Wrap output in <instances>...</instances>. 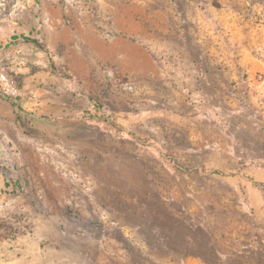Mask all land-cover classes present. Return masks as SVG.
<instances>
[{"label": "crops", "instance_id": "1", "mask_svg": "<svg viewBox=\"0 0 264 264\" xmlns=\"http://www.w3.org/2000/svg\"><path fill=\"white\" fill-rule=\"evenodd\" d=\"M96 4L99 21L84 6L76 11L67 3L69 12H62L58 0H0V64L15 74L22 94L13 100L23 108L0 95V132L78 139L86 126H102V117L118 124L113 131L129 134L162 99H215L234 113L251 108L253 137L240 134L242 125L222 124L221 140L239 165L238 179L259 191L254 222L240 223L250 236L217 254L236 264L264 260V1ZM127 77L135 91L126 88ZM225 239L218 243L228 247ZM43 243L34 236L0 239V264L106 263L100 256L78 261L73 251Z\"/></svg>", "mask_w": 264, "mask_h": 264}, {"label": "rangeland", "instance_id": "2", "mask_svg": "<svg viewBox=\"0 0 264 264\" xmlns=\"http://www.w3.org/2000/svg\"><path fill=\"white\" fill-rule=\"evenodd\" d=\"M81 1L58 0L64 13L67 3L80 11ZM233 110L215 99H162L129 134L104 124L57 141L38 131L0 132L8 238L39 237L78 261L100 256L102 264H203L199 257L236 264L217 250L231 253L233 241L250 236L239 225L254 222L260 194L238 179L239 165L222 144V124L254 135L255 111Z\"/></svg>", "mask_w": 264, "mask_h": 264}, {"label": "built area", "instance_id": "3", "mask_svg": "<svg viewBox=\"0 0 264 264\" xmlns=\"http://www.w3.org/2000/svg\"><path fill=\"white\" fill-rule=\"evenodd\" d=\"M81 2L84 9H86V11L93 16L95 20L100 18V12L96 7L95 0H82ZM124 83L126 88L130 91H135V84L130 78L127 77ZM21 94L22 89L14 73L0 64V95L16 99L21 96Z\"/></svg>", "mask_w": 264, "mask_h": 264}, {"label": "trees", "instance_id": "4", "mask_svg": "<svg viewBox=\"0 0 264 264\" xmlns=\"http://www.w3.org/2000/svg\"><path fill=\"white\" fill-rule=\"evenodd\" d=\"M24 39L25 40H31V41H33V42H35L37 44L39 43L36 39H33L31 37H24ZM52 63H53V61H52ZM2 97L10 100L12 102V104L15 107H17L18 109L23 110V108L20 105H18V103L15 100L10 99L9 97L4 96V95ZM100 121L101 122H104L105 125H108L110 127H114V128H117V129H120V127L118 126V124L114 120H112V119H107V118H102L101 117L100 118ZM6 229H7V226L5 225V222L0 218V239L10 237L8 235V233H6Z\"/></svg>", "mask_w": 264, "mask_h": 264}]
</instances>
